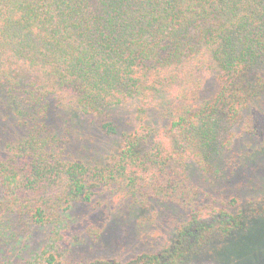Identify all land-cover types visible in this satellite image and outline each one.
I'll list each match as a JSON object with an SVG mask.
<instances>
[{
  "label": "trees",
  "instance_id": "16d2710c",
  "mask_svg": "<svg viewBox=\"0 0 264 264\" xmlns=\"http://www.w3.org/2000/svg\"><path fill=\"white\" fill-rule=\"evenodd\" d=\"M259 146L264 0H0V264H196L264 217Z\"/></svg>",
  "mask_w": 264,
  "mask_h": 264
},
{
  "label": "rangeland",
  "instance_id": "374dc122",
  "mask_svg": "<svg viewBox=\"0 0 264 264\" xmlns=\"http://www.w3.org/2000/svg\"><path fill=\"white\" fill-rule=\"evenodd\" d=\"M79 134H82L81 130L73 133L72 140L76 143H80V146H77V150L81 148L78 151V155L84 157V159L86 158V160L105 161L106 155L110 154L118 143L116 140L109 141L104 137H98V139L95 137L91 139L90 142L85 140V143H83L80 141ZM247 171L250 174H255L260 171L264 172V148L262 146L257 148L252 163L249 165ZM2 197L3 191L0 186V200ZM255 198V202H258L257 204L259 205L260 212L264 211V192L255 195ZM249 206L250 205H247V207ZM80 211L81 210H79V212ZM164 215L165 214L162 213L160 216H155L157 222L151 221L149 218L150 213L147 212L142 217L135 216L133 230H139V234L145 231L149 237L148 241L153 240L155 243H159L166 234L170 232L171 220L175 217V215L168 217ZM128 216L129 215H126L124 217ZM251 219V216H249L244 231H240L225 244L218 243L214 249L209 251L208 255L198 260L196 264H264V217L260 219L254 218L256 220ZM155 225H157V227H155ZM140 237L141 236H138V238ZM116 251L117 252L110 254V257L114 259H130L140 252L131 250L123 253L120 248ZM82 254L85 258L90 256V253Z\"/></svg>",
  "mask_w": 264,
  "mask_h": 264
}]
</instances>
